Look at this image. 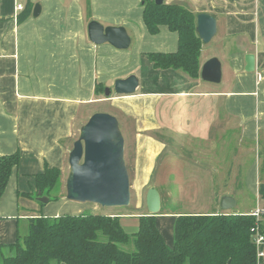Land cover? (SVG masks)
<instances>
[{"label":"crops","instance_id":"0c3cea01","mask_svg":"<svg viewBox=\"0 0 264 264\" xmlns=\"http://www.w3.org/2000/svg\"><path fill=\"white\" fill-rule=\"evenodd\" d=\"M21 1L25 8L19 11L18 0H0V156L17 152L21 156L0 200V241L4 245L15 243L19 234L26 233L29 219L43 214L36 215L29 207L37 176L47 168L65 171L76 126L80 132L84 121L100 111L94 104L110 103L114 106L112 114L120 122L121 118L133 121L137 156L134 184L138 187L151 186L155 159L166 153L170 139L217 141L222 136L214 128L215 121L223 118L218 112L220 106L239 119L244 137H258V128L252 133L250 117L241 114L235 98L252 97L258 102L264 86L221 90L201 76L191 79L180 70L155 69L148 54L176 51L179 36L165 25L151 34L144 22L143 0ZM174 1L189 3L196 13L214 15L218 25L224 22L230 37L256 30L255 0H167ZM38 4L41 11L35 16ZM92 20L104 26H124L132 38L131 46L118 49L109 43L96 45L88 35ZM256 43L251 40V44ZM202 52L203 47L200 73L211 58H203ZM148 68L150 74L145 71ZM131 74L140 80L133 95L107 98L105 93L97 94L98 83L112 88L117 79ZM194 101L199 103L194 105ZM179 104L192 111L179 113ZM252 165L246 188L259 196L264 164L256 161ZM143 213H119L126 232L138 231ZM48 214L61 215L58 211ZM177 215H156L157 226L170 247L174 245Z\"/></svg>","mask_w":264,"mask_h":264},{"label":"trees","instance_id":"16d2710c","mask_svg":"<svg viewBox=\"0 0 264 264\" xmlns=\"http://www.w3.org/2000/svg\"><path fill=\"white\" fill-rule=\"evenodd\" d=\"M143 6L151 34L165 25L179 36L176 51L148 54L153 67L200 78L203 42L196 32L198 13L183 1L157 4L143 0ZM96 92L105 93L101 83ZM20 159L19 152L0 156V200ZM62 185L59 168H47L37 176V191L50 200L63 195ZM259 197L264 202V181ZM177 214L172 247L166 244L156 215L149 213L139 216L135 233L125 231L120 214H41L29 219L26 233L19 234L15 243L0 241V264H263L257 260L253 242L256 218L250 212L221 209ZM261 224L264 229V221Z\"/></svg>","mask_w":264,"mask_h":264},{"label":"rangeland","instance_id":"374dc122","mask_svg":"<svg viewBox=\"0 0 264 264\" xmlns=\"http://www.w3.org/2000/svg\"><path fill=\"white\" fill-rule=\"evenodd\" d=\"M255 1H257L255 32L253 28L252 33L249 29L247 37H230L222 21L221 25H218V33L213 40L208 44H203V58L215 56L223 64V81L220 84H212L215 89L241 88L244 90L248 87L251 88V86H264V0ZM185 3L188 7L191 6L189 3ZM252 39L257 43L251 44ZM252 52L258 57L257 68L254 72H247L244 68L246 64L245 53ZM145 71L150 74L149 68ZM181 73L185 75L184 72L181 71ZM240 83L241 85H239ZM111 86L113 88L114 84ZM113 94L117 95L115 92ZM260 96H258L260 102L255 101L252 97L235 98L237 99L236 105L240 104L241 106V114L250 117L249 122L252 125V133L255 132V127L258 128L257 138L244 137L243 127L240 125L239 119L220 106L218 112L223 115V118L219 119L221 121H215L214 128L222 136L217 141L213 138H211V142L209 139L207 142L204 140H169L166 153L158 156L157 161L155 159V170L150 181L151 186L157 187L162 195V208L159 214L164 212L200 213L213 210L219 211L221 208L218 202H220L221 195L227 193L233 194L236 198V208L240 212H248L255 210L257 207H263L264 202L260 197L246 188V179L250 167H253L252 164H255L256 161L258 164L259 161L260 164H264V89H260ZM198 103L194 101L192 104L196 105ZM109 104L102 102L92 106H95L98 111H107L112 114L114 106ZM180 106L182 105L179 104L176 109L179 113L192 111V108H188V110L185 106H182L181 109ZM120 126L122 131L125 130L126 132V134L124 132L123 134L126 139L125 158L130 175L131 204L127 207L113 208L102 207L90 202L69 200L66 194V180L69 173V157H67L66 169L62 171L63 185L61 193L63 195L58 199L51 197L50 200L47 194H40V191L34 188L33 192L29 194V198L33 199L29 206L33 209V213L36 215L43 213L51 216L52 214L48 213L56 211L60 212L61 215L87 212L106 214L148 213L146 194L151 186L138 187L134 184L137 159L134 154L135 125L133 121H126L121 118ZM75 132L74 138L76 141L79 137L77 126ZM150 133L153 134L154 132ZM203 142L207 143L206 147L202 146ZM187 150L191 153L187 154ZM261 171L263 170L261 169ZM41 196L49 198V201H39L38 197ZM94 206L97 207L96 210H94ZM40 208L42 211L39 210ZM21 228H25L23 223ZM4 251L7 250L4 249Z\"/></svg>","mask_w":264,"mask_h":264},{"label":"water","instance_id":"95a60500","mask_svg":"<svg viewBox=\"0 0 264 264\" xmlns=\"http://www.w3.org/2000/svg\"><path fill=\"white\" fill-rule=\"evenodd\" d=\"M163 4L167 0H155ZM41 6L35 7V16ZM196 32L203 44L210 43L218 33L217 18L207 12L197 14ZM88 35L96 45L109 43L118 49H128L132 38L124 26H104L97 20L88 24ZM245 70H256V55L245 56ZM201 78L206 82L220 84L223 81V64L218 57L208 59L202 66ZM136 74L115 81L114 87L105 88V96L131 95L139 88ZM126 139L119 119L108 112H95L80 128L79 137L69 154V173L66 180V194L69 200L90 202L102 207H127L131 204L130 175L125 158ZM41 194V192H40ZM41 202L49 198L38 197ZM220 208L237 214L236 198L224 194L220 198ZM146 205L150 215H157L162 208V195L155 186L149 187Z\"/></svg>","mask_w":264,"mask_h":264},{"label":"built area","instance_id":"2783aa9c","mask_svg":"<svg viewBox=\"0 0 264 264\" xmlns=\"http://www.w3.org/2000/svg\"><path fill=\"white\" fill-rule=\"evenodd\" d=\"M25 8L24 2L18 0L17 10H23ZM252 216L256 218V226L253 229V242L257 249V260H264V229L261 223L264 221V207H257L250 212Z\"/></svg>","mask_w":264,"mask_h":264},{"label":"bare ground","instance_id":"6f19581e","mask_svg":"<svg viewBox=\"0 0 264 264\" xmlns=\"http://www.w3.org/2000/svg\"><path fill=\"white\" fill-rule=\"evenodd\" d=\"M133 95V94H132Z\"/></svg>","mask_w":264,"mask_h":264}]
</instances>
